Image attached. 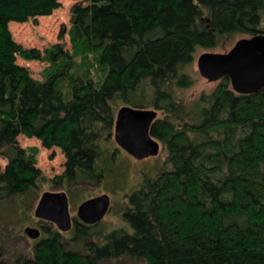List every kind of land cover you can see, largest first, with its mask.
I'll use <instances>...</instances> for the list:
<instances>
[{
  "label": "trees",
  "instance_id": "16d2710c",
  "mask_svg": "<svg viewBox=\"0 0 264 264\" xmlns=\"http://www.w3.org/2000/svg\"><path fill=\"white\" fill-rule=\"evenodd\" d=\"M58 4L0 0V264H264V86L236 92L223 76L177 96L197 48L264 31V0H76L69 46L14 39L8 21ZM16 56L44 60L40 77ZM124 103L159 110L149 131L165 156L135 182L112 133ZM18 134L60 147L63 170L46 176ZM104 181L121 194L120 225L73 214L69 230L48 220L26 236L45 183L71 206Z\"/></svg>",
  "mask_w": 264,
  "mask_h": 264
},
{
  "label": "water",
  "instance_id": "95a60500",
  "mask_svg": "<svg viewBox=\"0 0 264 264\" xmlns=\"http://www.w3.org/2000/svg\"><path fill=\"white\" fill-rule=\"evenodd\" d=\"M202 77L214 81L228 76L236 92L249 93L264 86V31L241 36L225 51L203 50L195 59ZM157 110L153 107L131 106L124 103L116 108L113 139L135 159L156 155L160 142L149 131ZM34 216L50 220L59 230H69L72 215L69 212L68 195L63 189L42 190L34 204ZM110 206L108 192L83 198L75 215L84 222L101 220ZM24 233L30 238L40 234L39 226L26 224Z\"/></svg>",
  "mask_w": 264,
  "mask_h": 264
},
{
  "label": "rangeland",
  "instance_id": "374dc122",
  "mask_svg": "<svg viewBox=\"0 0 264 264\" xmlns=\"http://www.w3.org/2000/svg\"><path fill=\"white\" fill-rule=\"evenodd\" d=\"M74 1L76 0H59V4L53 8L50 14H40L35 17H29L25 21H8V26L11 34L17 42L19 41L22 45L26 47L34 46L41 49L42 47L52 44L53 42H65L66 46H69L70 43L68 40V34L66 32V29L71 24L69 7L72 3H74ZM261 24H263L264 27V21ZM241 36L243 35L224 34V36H218V40L213 45V47L197 48L194 59L192 60L193 62L189 68V71L194 76V80L192 81L191 86L186 88H180V90L177 92V96L180 100H184L183 102H189L200 91H202L203 89H210L214 85V81H208L205 77H202L197 71L195 61L196 57L203 50L225 51L236 41L237 38ZM16 57L18 63L24 64L28 68H30L32 75H34L35 77H40L41 70L43 68L42 66L46 63L44 60H28L20 56ZM188 106L190 108H193L192 103H188ZM157 115H159V110L157 111ZM17 137L20 145L33 147L35 146V155L37 159L36 164L40 167L41 170H43L46 176H53L63 170L62 168L65 158L60 147H43L41 145L40 140L36 136H26L24 134H18ZM164 156V150L160 148L159 152L156 155H151L142 159H135L134 157H132L133 159L132 161H130V164L128 166L131 170L130 181H138L142 170H148L155 164H161ZM5 162V158L0 155V163L4 165ZM45 189L47 190L52 188H49V184L45 183V185L42 187V190ZM53 189L59 190L60 188ZM83 191L87 194H91V196L99 193L108 192L110 197V206L109 209L106 211L105 216L100 220V225L102 226V228H111L120 225L121 221L119 219L117 211L121 203L120 200L122 199L121 194L117 192L112 193L110 191L109 182L104 181V183L93 187H83ZM79 202L80 200H76L74 201V204L69 206L70 215H75L76 208ZM44 221L46 220L35 217L34 221L27 222L26 224L39 226V224L43 223ZM113 263L137 264L132 259H119V261Z\"/></svg>",
  "mask_w": 264,
  "mask_h": 264
}]
</instances>
